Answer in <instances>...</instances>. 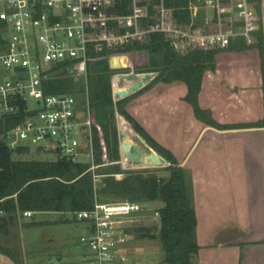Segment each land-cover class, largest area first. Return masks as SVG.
<instances>
[{"label": "trees", "instance_id": "16d2710c", "mask_svg": "<svg viewBox=\"0 0 264 264\" xmlns=\"http://www.w3.org/2000/svg\"><path fill=\"white\" fill-rule=\"evenodd\" d=\"M260 9L261 0H249ZM204 0H141L139 5L146 14L141 17V30L152 29L159 16L161 4L171 11L173 20L181 29L195 28L192 20V4H203ZM114 10L119 14L133 11L132 0L115 3ZM109 27L112 22H108ZM218 30L215 19L209 31ZM124 28L119 27V32ZM257 44L261 58L264 98V41L263 32L257 33ZM2 23L0 22V44ZM251 47V46H250ZM231 43L226 48L192 47L180 51L165 32L151 30L143 41L128 39L116 48L103 44L101 49L93 48L87 63V80L76 78L64 68L60 73L44 80L46 94L69 93L77 97L79 106L85 107V93L92 120L93 164L89 161H73L66 157L55 160L20 159L17 155L27 153L30 148L11 149L0 138V210L13 215H23L25 211L75 212L91 209L96 199L101 202H118L129 195L134 201L150 203L144 207L145 214L158 211L157 231L144 233L158 238L164 250V262L169 264H194L193 257L200 249L197 242L198 219L193 204L191 183L185 168L177 156L158 142L129 111L131 102L143 92L157 84L182 82L187 91L183 97L193 110L194 116L207 126L218 129L264 126V119L258 123L222 124L217 122L209 109L199 102V94L206 72L216 70V56L221 51L244 49ZM153 72L152 80L136 92L114 100L112 79L126 73ZM117 114L128 121L135 132L165 158L167 176L157 170H127L120 163L119 131ZM19 118L0 117V135L14 125ZM41 150V149H39ZM121 174L118 178L116 175ZM94 175L99 176L98 179ZM52 179H58L56 189L50 186ZM162 205L152 209V203ZM32 225V224H31ZM0 251H7L0 246ZM18 261V258L11 253Z\"/></svg>", "mask_w": 264, "mask_h": 264}, {"label": "built area", "instance_id": "2783aa9c", "mask_svg": "<svg viewBox=\"0 0 264 264\" xmlns=\"http://www.w3.org/2000/svg\"><path fill=\"white\" fill-rule=\"evenodd\" d=\"M140 1L132 0V13L119 14L114 10L115 3L123 0H0L4 40L0 44V117L19 118L0 135L11 149H41L73 161H82L80 157L85 156L94 170L97 166L93 164L88 92L85 107L81 108L73 94H46L44 80L64 68L86 81L89 54L104 43L116 48L128 39L143 41L149 31L156 30L165 32L177 49L178 45L186 47L189 41L194 48H226L237 37L250 41V31L258 20L251 15L249 0H204L199 6L211 9L212 15L195 27L196 33L191 27L181 29L163 4L158 8L155 26L141 30L146 10ZM214 19L218 30L210 32ZM120 26L123 32H119ZM117 82L118 75L113 77L112 86ZM144 207V203L134 200L96 199L91 209L73 212L88 227L80 238L86 251L83 264H131L124 250L130 238L128 219ZM154 212L157 220L159 213ZM23 215L31 217L33 212L25 211Z\"/></svg>", "mask_w": 264, "mask_h": 264}, {"label": "rangeland", "instance_id": "374dc122", "mask_svg": "<svg viewBox=\"0 0 264 264\" xmlns=\"http://www.w3.org/2000/svg\"><path fill=\"white\" fill-rule=\"evenodd\" d=\"M197 6H199V4H197ZM211 15V13L209 15L208 13L205 14L204 9L199 6L196 15L192 17V22L194 25L200 23L203 25L205 19L210 18ZM192 32L196 33V28H194ZM192 46L193 43L189 41L186 43V47H182L181 45L177 47L180 51H185L188 48H192ZM218 59L221 62L220 70L228 75L229 54H222ZM208 72L209 74L206 77L205 103L213 106L214 101L212 97L209 96V93H212L214 89V80L209 76L211 71ZM122 83L125 84L124 87L131 84V82L126 80ZM171 84L172 85L169 86L159 84L163 89L160 88L152 92L151 99L145 101L144 104L138 103L136 105L138 109L136 118L158 142L172 150L179 159L187 155L190 150H188L190 145L189 142L199 134L204 123L197 122L198 120H196L197 118L190 110V106H188V103L183 99L187 90L186 85L182 82ZM228 85V80L222 83L219 87L222 88V93H228ZM114 90L116 92L119 91V84L116 85ZM120 92H122V90H120ZM221 103L222 102L218 104L220 108H217V113L211 111L212 117L222 124H235L228 123L230 120L228 112L229 103L224 107H222ZM147 109L152 113H149ZM121 118L123 117L117 114L120 143L125 142L132 145H139L143 149V157L146 160L144 164H131L120 151V163L122 168L127 170H157L158 174L167 176L168 171L165 167L168 166V164L157 165L152 163L149 154L144 152L147 147L141 142V136L134 133L130 128H127L125 122L122 121L120 123L119 119ZM121 126L124 127L123 131L120 130ZM205 126L207 125L205 124ZM207 127L209 128H207V131L204 133L205 139L202 140L200 144L196 145L193 155L187 160L185 165L189 183H191L194 205L196 202L194 201V183L198 178L197 174L199 169L205 168L206 166L204 164L206 161L203 159L200 160L198 154L201 152L209 154V156H206V160L210 165L209 169H225L223 175L220 177L219 175L214 176V173L211 177L212 182L217 183L219 186L227 187L229 185L230 166L234 164L235 159L238 157L236 152L245 150V138H242V140L240 139V143L235 142V137H243V133H233L231 129H218L212 126ZM122 132L125 133L124 137L121 135ZM17 157L24 160H55L58 158L54 152L41 151L34 148H31L27 153L17 155ZM240 157L242 159H240L239 162L242 160L243 163L245 160L244 154H240ZM80 158L82 161H87V157L85 156ZM182 162L184 161L180 160L181 165ZM205 172L206 171H204V173ZM119 177L122 176L120 175ZM221 194L224 195V198H219L217 203L214 200L212 204L214 203L215 207H212V212H205L204 214L206 215H204V218H201V237L198 230L196 235L197 242L200 243L201 248H206V245H202L201 241H209L202 239L203 236H206L207 239L210 235L213 236L217 234V238H219L233 234V226L226 224L225 221L228 220L227 217H229L230 211L235 210V208L230 207V202L227 198L230 193L226 191L221 192ZM216 204H218L217 207ZM161 205V202L152 203V209ZM154 214V211L148 214L139 212L138 214L131 215L128 219L130 238L128 244L124 246V250L128 252L131 264H169L163 260L164 250L160 240L144 235L147 231H150V233L157 231L156 227L158 222ZM211 220H213V222L209 223ZM19 227V230H14L15 233H13V244L11 247L14 256L19 260H23V264L84 263L86 251L84 250L80 238L82 235L86 234L88 227L85 221L77 220L73 212H37L33 213L31 217L20 215ZM194 264H197V255L194 256Z\"/></svg>", "mask_w": 264, "mask_h": 264}, {"label": "crops", "instance_id": "0c3cea01", "mask_svg": "<svg viewBox=\"0 0 264 264\" xmlns=\"http://www.w3.org/2000/svg\"><path fill=\"white\" fill-rule=\"evenodd\" d=\"M249 9L251 15L258 20L254 21V28L250 31V41L241 36L231 40V44L244 49H231L229 51H221L216 56V70L211 71V78L214 80V89L209 96L214 101V107L205 103L206 97V77L209 72H206L202 82V89L199 94V102L203 108L217 113L218 104L222 102V107L228 104L229 122L228 123H258L264 119V98H263V79L261 73V58L257 44L256 33L261 30L264 36V0L260 2V9H257V4L249 1ZM199 6L194 5L192 16L196 15ZM204 9V13L208 15L212 11L206 6H200ZM238 13H235V16ZM211 17V16H210ZM198 24V26H200ZM237 25V24H236ZM264 41V38H263ZM251 46V47H250ZM222 54H229L228 70L229 74L223 73L220 65V57ZM258 71V72H257ZM228 80V93H222V88H219L224 81ZM119 84V90L124 87V83L117 82L113 87ZM161 84V83H160ZM166 86L172 84H165ZM163 89L159 84L153 88L143 92L136 97L129 105V111L135 116L138 111L136 105L145 103L151 99L152 92ZM187 91V90H186ZM185 96V95H184ZM211 100V101H212ZM212 101V102H213ZM188 106H190L188 104ZM218 106V107H217ZM187 108V107H186ZM193 112L191 106L189 107ZM223 109V108H221ZM219 109V110H221ZM149 113H152L147 109ZM145 113V111H144ZM123 122H126L121 118ZM198 120V119H196ZM203 123L202 121H197ZM201 130L188 147L187 155L179 158L182 166L185 168L187 160L193 155L197 144H200L205 139L204 133L207 131V126L202 125ZM233 133L241 132L244 136L235 137V142L240 143L242 138L245 143V150L236 152L238 157L234 164L230 166L229 185L219 186L212 182L211 175L219 177L223 175L225 169L210 168L206 160L208 153H199L200 160H205V168L199 169L198 178L194 183V201L198 219L197 230L201 237V218H204L205 212H212V207H215L214 200L223 199L224 195L221 192L228 191L227 196L230 202V207L235 210L230 211V215L226 224L233 226V234L229 236L217 238V234L203 236L202 239L209 241H201L206 248H201L197 255V264H264V126L260 127H238L232 128ZM241 139V140H240ZM240 154H244L245 160L242 163ZM178 158V157H177ZM186 170V168H185ZM204 171H206L204 173ZM210 172V173H209ZM221 194V195H220ZM218 204H216V207ZM205 209V210H204ZM215 216V215H214ZM215 218V217H214ZM20 215L16 216L0 210V246L8 249L0 251V264H23V260L16 261L11 253L14 230H19ZM204 222V221H203ZM213 220L209 221V223ZM215 222V221H214ZM232 228V227H231ZM195 256V255H194ZM194 262V257H193Z\"/></svg>", "mask_w": 264, "mask_h": 264}, {"label": "water", "instance_id": "95a60500", "mask_svg": "<svg viewBox=\"0 0 264 264\" xmlns=\"http://www.w3.org/2000/svg\"><path fill=\"white\" fill-rule=\"evenodd\" d=\"M155 75L156 73H153V72L151 73L150 72H146V73L131 72V73H126V74H119L118 80H119L120 85L124 80L131 82L132 85L130 84V85H127L121 88L122 92H120V90L118 92L113 90L114 100L117 101L123 97H126L136 92L142 87L146 86ZM119 122L121 123L122 119H119ZM125 123H126L127 128H130L134 133H136L132 125L128 121H126ZM123 129L124 127L121 126L120 130L123 131ZM121 135L122 137H124L125 133L122 132ZM140 139L142 143H145V146L147 147V149L144 152H146V154H149V158L152 163H155L157 165H160V164L169 165V162L165 158H163L161 155H159L153 148L147 145L143 138L140 137ZM120 147H121L120 151L131 164L140 165L146 162V160L143 157V149L139 145H132L129 143L121 142ZM49 184L54 189H56L59 185V181L58 179H52ZM127 200L129 202H132L134 200V197L132 195H129L127 197ZM144 206L148 207L149 203H144Z\"/></svg>", "mask_w": 264, "mask_h": 264}, {"label": "bare ground", "instance_id": "6f19581e", "mask_svg": "<svg viewBox=\"0 0 264 264\" xmlns=\"http://www.w3.org/2000/svg\"><path fill=\"white\" fill-rule=\"evenodd\" d=\"M145 144V143H144Z\"/></svg>", "mask_w": 264, "mask_h": 264}]
</instances>
